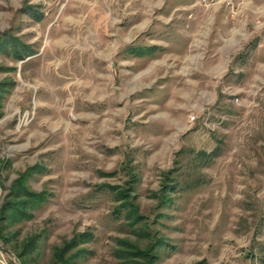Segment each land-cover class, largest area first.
Wrapping results in <instances>:
<instances>
[{
  "label": "rangeland",
  "instance_id": "rangeland-1",
  "mask_svg": "<svg viewBox=\"0 0 264 264\" xmlns=\"http://www.w3.org/2000/svg\"><path fill=\"white\" fill-rule=\"evenodd\" d=\"M9 263L264 264V0H0Z\"/></svg>",
  "mask_w": 264,
  "mask_h": 264
},
{
  "label": "trees",
  "instance_id": "trees-1",
  "mask_svg": "<svg viewBox=\"0 0 264 264\" xmlns=\"http://www.w3.org/2000/svg\"><path fill=\"white\" fill-rule=\"evenodd\" d=\"M31 8H32V6L30 5V6H27L26 7V10L24 11V13H26V14H29V15H31L32 16V13L30 12V10H31ZM39 20V19H38ZM37 20V21H38ZM1 43H3V41L1 42ZM248 46H250V44L248 45ZM248 49V47H244V52L246 51ZM153 50H156V47L155 46H147V47H145V48H136L135 47V54L136 55H144L146 52H150V51H153ZM252 50V49H251ZM244 52H242L241 54H239V57H241V56H244ZM32 53H33V50L30 48V47H28V46H24L23 48H21V50H20V52H18L17 51V53L14 55V59L17 61V59L18 60H23V59H25V58H28V57H31V55H32ZM131 53V52H130ZM151 54V53H150ZM205 155H209V154H206V153H204V156ZM22 189H23V187H21L20 188V192L22 191ZM30 197V196H29ZM41 199V197H39L38 195H35V196H33V197H31L28 201H24V202H21V204L20 203H14L13 204V206H11V207H9L7 210H8V212H11L12 213V215L14 216V215H16L17 216V213L18 212H15V211H20L19 210V207H21V206H23L24 208L26 207H28V205L30 206V205H32V204H35V203H37L39 200ZM6 210V211H7ZM12 218H14V217H12ZM9 264H13V263H9Z\"/></svg>",
  "mask_w": 264,
  "mask_h": 264
},
{
  "label": "crops",
  "instance_id": "crops-1",
  "mask_svg": "<svg viewBox=\"0 0 264 264\" xmlns=\"http://www.w3.org/2000/svg\"><path fill=\"white\" fill-rule=\"evenodd\" d=\"M164 3H165V2H164ZM163 6H164V5H163ZM163 6H162V7H163ZM186 8H189V7H186ZM186 8H184V9H186ZM184 9H183V10H184ZM176 11H178V9H177V8H175V9H173V10H172V12H176ZM172 12H169V13H171V14H172ZM169 13H168V14H166L165 16H163V17H168V18H169V16L171 15V14H169Z\"/></svg>",
  "mask_w": 264,
  "mask_h": 264
},
{
  "label": "built area",
  "instance_id": "built-area-1",
  "mask_svg": "<svg viewBox=\"0 0 264 264\" xmlns=\"http://www.w3.org/2000/svg\"><path fill=\"white\" fill-rule=\"evenodd\" d=\"M200 1H205V0H200ZM211 3L214 2V0H209Z\"/></svg>",
  "mask_w": 264,
  "mask_h": 264
}]
</instances>
